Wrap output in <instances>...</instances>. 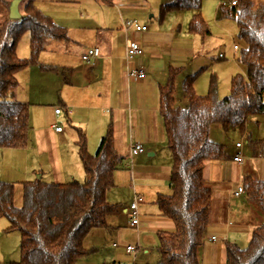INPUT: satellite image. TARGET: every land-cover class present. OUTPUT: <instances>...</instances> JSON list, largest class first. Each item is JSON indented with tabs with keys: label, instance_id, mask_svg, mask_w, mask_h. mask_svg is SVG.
Returning a JSON list of instances; mask_svg holds the SVG:
<instances>
[{
	"label": "crops",
	"instance_id": "obj_1",
	"mask_svg": "<svg viewBox=\"0 0 264 264\" xmlns=\"http://www.w3.org/2000/svg\"><path fill=\"white\" fill-rule=\"evenodd\" d=\"M30 1L36 6L37 0ZM67 1L81 3V0ZM103 1L110 4L105 6L109 10L103 16L84 10L78 21H71L73 29L94 35L92 44L70 38L65 45H59V50L56 49L61 58L56 67L41 63L46 70L35 66L19 73L18 102L23 101L21 96L28 86L30 93L36 90L32 88V82L40 80L35 84L44 85L36 99L28 95L27 104L33 107L30 121L33 115L35 120L28 148L0 150L2 164L5 162L6 170L11 174L8 175L18 180L3 181L42 180L59 184L85 181L77 146L80 139L77 129L84 133L90 153L95 154L111 126L115 132V155L123 157L124 162L115 172L116 187L109 192L108 198L112 204L119 205V209L108 216V230H95L87 237L85 247L97 252L80 264H159L158 233L175 231L174 223L161 215L156 203L159 195L172 194V157L160 113V89L167 84L171 68L181 70L177 81L182 75L183 78L186 74L191 76L196 71L195 61L204 58L203 50L198 39L200 36L189 32L192 18L183 13L188 10L171 11L165 17L160 13L156 17L159 8L162 10L165 6L164 0ZM52 19L69 30L68 26ZM126 20L137 21L149 30L146 33L125 30L123 22ZM72 43L78 45L82 58L92 48H100L101 57L90 64L79 58L72 61L70 54L75 51L65 48L66 44ZM133 43L140 45L143 53L128 60L127 49ZM48 44L53 46V43ZM47 50L46 47L44 52ZM130 69H142L147 76L143 80L131 79L127 75ZM50 82L61 90L60 95L52 94ZM65 89L70 90L61 96ZM58 109L62 111L61 115L56 114ZM64 123L69 127L58 133L55 127ZM135 145H142L144 153L134 157L133 166L129 167L131 147ZM238 152V149L235 153L228 152L232 157L230 161L210 162L205 169V182L212 191V209L200 253L202 264H209L207 254L210 264H227L226 244L235 242L239 235L248 234L251 238L253 230L261 225V219H254L249 214L253 212V204L248 199L243 200L245 193L235 196L236 190L243 186L244 177H253L255 171L245 160L242 164L233 161ZM246 159L250 162L264 160V157L252 154ZM136 197L139 198L140 225L133 228L130 208ZM213 238L217 242L212 241ZM131 245L139 246L136 257L125 249Z\"/></svg>",
	"mask_w": 264,
	"mask_h": 264
},
{
	"label": "trees",
	"instance_id": "obj_2",
	"mask_svg": "<svg viewBox=\"0 0 264 264\" xmlns=\"http://www.w3.org/2000/svg\"><path fill=\"white\" fill-rule=\"evenodd\" d=\"M108 1V0H107ZM202 0H183L165 5L161 17L171 11L195 14L189 32L207 38L211 31L202 15ZM21 20L0 19V150H22L30 143L31 105L16 100L17 75L30 67H46L39 62L49 41H70L65 27L38 9L33 1L24 8ZM220 19L234 20L239 38L247 44L239 61L246 76L231 80V94L221 99L213 76L209 92L198 95L196 76L183 84L187 107L176 103L177 78L181 70L171 68L167 84L160 89V113L167 146L172 157L171 195H159L156 203L162 216L175 225L174 232H159V264H202L200 253L210 224L212 191L205 182L210 162L232 159L224 145L211 140L214 126L244 131L252 116H264V0H242L235 8H221ZM31 35V57L21 59L17 47L22 36ZM224 59V56L220 58ZM50 70V68H48ZM83 182L48 183L42 180L19 184L0 181V218L9 221L7 234H20V261L9 264H80L96 249L85 247L95 230H108V216L119 209L108 195L115 187V172L124 162L115 155V132L110 126L98 151L90 153L84 133L77 129ZM253 155L264 156V137L254 140L248 134ZM245 196L264 216V181L245 176ZM17 186L24 194V206L15 203ZM227 264H264V220L255 228L247 248L226 244Z\"/></svg>",
	"mask_w": 264,
	"mask_h": 264
},
{
	"label": "rangeland",
	"instance_id": "obj_3",
	"mask_svg": "<svg viewBox=\"0 0 264 264\" xmlns=\"http://www.w3.org/2000/svg\"><path fill=\"white\" fill-rule=\"evenodd\" d=\"M14 1L16 0H0V19L4 17H10V7ZM19 1L21 3L20 13L23 16L25 15L24 8L30 0H19ZM178 1L181 0H164L163 2L165 5H168L174 2L176 3ZM202 2H203L202 15L206 23L208 24V27L211 31V35L204 39L200 37L198 38L200 42V47H202L203 50L204 58H200L197 61H195L196 71L192 74V75H197L196 76L197 79L195 82V89L198 95L201 96L206 95L209 92L210 82L214 76L217 79L219 96L221 99H225L231 94L232 78L237 75L246 76L247 74L246 67L242 65L239 61L240 55L242 51L246 49L247 44L245 43L244 40L239 38V27L236 21L220 19V15H219L220 0H202ZM109 5L110 4H107L103 0H81V3L67 1V0H37L36 2L37 8L40 10L42 9L41 11L44 14L46 15L52 14L49 16L51 17L53 16L52 18H54L56 22L61 23L64 26H68L67 28L70 30L69 36L72 40H81L82 43L86 45L92 44L91 42L94 41V39H92L94 35L90 32L84 33L76 29H73L71 25V21L72 22L78 21V18L81 16V14L84 13V10L90 11V13L95 16H103L109 10L108 8H105V6L108 7ZM43 10L47 13H45ZM160 10L161 8H159L156 17L160 16L161 13ZM183 13L187 17H191V18H193V15L195 14L193 11H185ZM49 43H53V46L48 43L46 44L48 50L47 52L41 53L39 62L40 64L45 63L46 66H51L52 64H54V66L56 67L57 62L61 63V58L58 57L60 53L56 52V49H58L59 45H63L64 43H58L53 41H49ZM30 44H31V35L27 31L20 39L17 47V53L21 59H29L31 57ZM235 47H237V49H235ZM65 48L68 50L73 49L75 51L74 54H70L72 61H78V58L82 61V55H81L82 51L80 52L77 44H73V43L66 44ZM222 54L225 56V59L220 60V56ZM200 63L203 64L204 66L198 67ZM28 69L24 71L27 72ZM34 73L39 74L38 72L35 71ZM183 77L184 75L179 77L177 81V89L175 94L176 103L177 106L179 107H187L188 105V101L185 97L183 90V84L185 79L187 78V74H186V78ZM34 82L35 83L40 82V80ZM35 83L32 82L33 85L32 88L36 90L33 92L31 91L30 93L28 86L26 92L22 95L23 97L21 96V99L23 100L20 101L21 103H28L29 101L28 95L29 96L33 95V98L36 99V97H38L41 94L42 86L44 85V83L41 84H35ZM48 85L52 87V94L55 95L57 93L58 95H60L61 90L58 91L55 88V85H52L51 82L48 83ZM69 90L67 89L63 90L61 96L64 93L66 95V93H68ZM31 112H33L32 105H31ZM30 124L31 126L35 124L34 115H33V119H31L30 121ZM66 127L69 126L68 124L64 123L62 128H66ZM247 133L252 135L254 140L263 138L264 116L250 117L244 131H240L238 129L225 130L222 126H214L211 130L210 138L212 141L224 145L226 150L230 153L231 152L235 153L237 151L236 144L242 143L244 147L243 149L246 150V152L244 151L242 152L245 163H247L248 166L251 165L250 166L251 170L252 168L255 170V171L252 170L254 172L252 176L254 177L255 180L264 181V160L253 159L252 161L248 162L250 158L246 159V157H249V155L252 156L253 154V150L249 147L247 142ZM8 174L10 173L8 170H6L5 162L2 164V157H0V181H3L4 179L14 180L10 182L18 181L13 179V176L10 177L11 174L10 175ZM36 178L39 179V176H36ZM19 183H14V184H19ZM245 199H247L246 196L243 197V200L247 201ZM15 203L19 207L24 206V194L21 186H17ZM251 206L253 207L252 208L253 212H250L249 214H251L254 219L256 218L261 219L259 225L262 224L263 223L262 220H264V216L262 212L254 204ZM8 224L9 221L7 219L0 218V264H9V262L12 263V262L20 261V234L19 232H12L7 234L5 230L6 228L9 227ZM250 240H251L250 235L244 234V235H239L238 238L235 240V242L230 241L229 243L236 244L241 249H245L248 247ZM207 258L211 262L209 254H207ZM209 261L208 263L210 264Z\"/></svg>",
	"mask_w": 264,
	"mask_h": 264
},
{
	"label": "built area",
	"instance_id": "obj_4",
	"mask_svg": "<svg viewBox=\"0 0 264 264\" xmlns=\"http://www.w3.org/2000/svg\"><path fill=\"white\" fill-rule=\"evenodd\" d=\"M241 1L242 0H220V7L219 8L220 9L221 8H235V7L239 6ZM123 27L125 30L134 29L138 33H146L149 30V28L147 26H143V25L139 24L137 21H131V20L124 21ZM235 49H237V47H235ZM142 53H143V48L140 45H138L136 43L130 44V46L127 49L128 60H133L137 56L141 55ZM101 54H102V52H101L100 48H92L86 52V54L83 56L82 59L87 64H90L93 61L99 59L101 57ZM127 75L131 79H140V80L145 79L147 76L145 71H143L142 69H138V70L137 69H130L128 71ZM61 113H62V111L60 109L56 110L57 115H61ZM55 128H56V131L58 133H62V131H63L62 125L56 126ZM237 149L239 150V152L234 156L233 161L235 163L242 164L244 162V156L242 154L243 144L242 143L238 144ZM143 153H144V148L142 145L132 146L131 151H130L131 160H129V162H128L129 167L133 166L132 159L136 156L143 154ZM244 193H245V191H244L243 186H240L236 190L235 196L239 197V196L243 195ZM130 210H131L130 211V225L133 228H138L140 225L139 198L136 197V200L131 205ZM212 241L217 242V239L213 238ZM125 249H126L128 254L136 257L138 254V251H139V246L131 245V246H127Z\"/></svg>",
	"mask_w": 264,
	"mask_h": 264
},
{
	"label": "water",
	"instance_id": "obj_5",
	"mask_svg": "<svg viewBox=\"0 0 264 264\" xmlns=\"http://www.w3.org/2000/svg\"><path fill=\"white\" fill-rule=\"evenodd\" d=\"M20 1L16 0L12 3L10 7V19L12 20H21L22 15L20 13Z\"/></svg>",
	"mask_w": 264,
	"mask_h": 264
}]
</instances>
